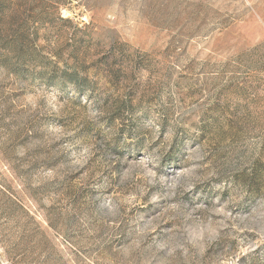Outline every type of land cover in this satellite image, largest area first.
I'll use <instances>...</instances> for the list:
<instances>
[{
  "label": "rangeland",
  "instance_id": "rangeland-1",
  "mask_svg": "<svg viewBox=\"0 0 264 264\" xmlns=\"http://www.w3.org/2000/svg\"><path fill=\"white\" fill-rule=\"evenodd\" d=\"M0 264H264V0H0Z\"/></svg>",
  "mask_w": 264,
  "mask_h": 264
},
{
  "label": "bare ground",
  "instance_id": "bare-ground-1",
  "mask_svg": "<svg viewBox=\"0 0 264 264\" xmlns=\"http://www.w3.org/2000/svg\"><path fill=\"white\" fill-rule=\"evenodd\" d=\"M63 13H64V11H63ZM65 15H67V13H64Z\"/></svg>",
  "mask_w": 264,
  "mask_h": 264
}]
</instances>
